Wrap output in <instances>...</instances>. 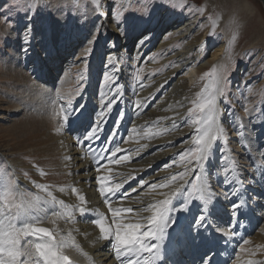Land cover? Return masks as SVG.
Here are the masks:
<instances>
[{"label":"rangeland","instance_id":"obj_1","mask_svg":"<svg viewBox=\"0 0 264 264\" xmlns=\"http://www.w3.org/2000/svg\"><path fill=\"white\" fill-rule=\"evenodd\" d=\"M244 1L254 5L253 15H246L239 10L238 5ZM134 2L100 0L101 7H107L109 19L112 14L117 13L126 22L127 43L124 46L122 41L117 51L127 68L131 65L133 44L143 36L156 15L167 9L170 10V15H167L172 21L199 17L197 27H201L198 32L203 35L207 32L208 37L205 59H211L213 52L222 44L227 57L223 68L227 77L226 95L219 99L220 106L222 105L219 120L226 130V139L213 145L207 157V168L201 170V173H190L182 194L174 197L171 205L173 211L170 213L174 223L166 233L171 255L165 257L163 264H243L249 260L252 264H264V0ZM31 5L33 0H0V136L2 135L1 141L3 140L0 145L11 139L10 126L21 119L25 111L30 114L33 111L25 104H22V113L16 117H8L9 111H6L11 109L9 104L12 100L16 102L15 98L17 101L22 99V96L17 95L18 90L16 93L9 92L10 100L4 96L7 93L4 81L9 82V78L5 76L7 60L15 51L19 52L21 49L19 53L27 56V63L26 60L23 62L24 69L20 67L18 71L26 76V81L32 80L35 83L36 88L33 89L47 93L50 98L46 102L50 106L56 105L61 110L63 105L66 111L75 110L70 119L79 116L76 121L81 123L82 120L86 122L83 119L85 112L80 115L77 105L86 109L92 101L90 95L98 87L108 46L113 39L110 27L101 22L100 9L97 11L91 0H42L37 7H30ZM209 17L212 20L219 18L214 33ZM54 22L59 26L56 36L52 32L45 36V40L39 39L45 23L51 29ZM156 25L159 26V23ZM234 31H238V37L230 47ZM165 34L160 29L152 36V43L159 45ZM26 37L29 43L27 52L24 51ZM125 49L128 51L124 52ZM158 53L157 50L149 52L137 63L133 74L134 84L141 75L147 77L152 72L156 75L164 73L162 66L158 68V65L153 67L150 64L151 59L158 60ZM205 66L206 72L213 68L210 64ZM117 82L114 85L116 91L121 87ZM28 83L30 84L29 81ZM21 85L17 83L16 86ZM69 99L72 101L71 105L68 103ZM2 114L5 116H1ZM187 115L188 111L185 117ZM16 118L17 121H13ZM90 123L93 126L92 120ZM38 145L39 149L41 146L45 149L47 144L38 142ZM23 150L27 151L21 156L26 163L25 168L41 165L42 169L51 173L48 175L50 179L56 167L44 150H38L35 155L29 153L26 147ZM180 152L182 150L178 154ZM1 153L0 172L7 170L16 179ZM4 154L7 155V152ZM19 171L23 175L22 170ZM197 174L206 178L209 185L206 195L212 196L206 213L202 212L204 204L196 199L198 193L191 187L192 184L199 183L194 179ZM55 178L54 175L53 179ZM159 179L157 176L150 182ZM189 192H193L192 197L188 196ZM184 201L188 202L187 210L184 208ZM233 201L244 204V208L235 216L231 215ZM201 215L206 216L204 222L199 220ZM225 231L228 235L224 234ZM77 253L76 256L79 255ZM74 261L86 263L80 255Z\"/></svg>","mask_w":264,"mask_h":264},{"label":"bare ground","instance_id":"obj_2","mask_svg":"<svg viewBox=\"0 0 264 264\" xmlns=\"http://www.w3.org/2000/svg\"><path fill=\"white\" fill-rule=\"evenodd\" d=\"M129 1L135 3L134 1L136 0ZM41 2L42 0H38L37 4ZM101 6L100 12L104 13L102 15L103 21L101 22L106 23L110 27L113 39L108 46V55L100 72L98 87H95L94 93L90 95L92 101L90 100L91 102L86 108L85 117L83 118L86 122L82 120L83 126L82 123L76 121V117L70 119L68 123H64L59 118L63 114L57 115V113H60V108L56 105L54 107L50 106L46 102L50 96L47 97L48 94L41 90H34L33 88L36 87L32 80H28L30 84L26 81V76L18 71L20 67L24 69L23 62L26 60L27 63L28 60L27 56L20 54L21 49L20 53L15 51L8 58L5 76L9 78V82L4 81L7 84L5 86L7 93L4 96L8 100H10V91L16 93L18 90L17 95L22 96L19 101L16 98V102L12 100L9 104L8 101L9 106H11V109L6 110L9 111V113L7 112L8 117H16L22 113V104L33 110L31 114L25 111L22 114V118L18 121L17 118L12 119L17 122L10 126L11 139L5 141L7 142L6 144L2 143L0 145V148L7 152L6 155L0 149V153L2 152L1 154L13 170L19 186L22 189L36 192L38 190L34 188L31 181L51 185L54 187V194L59 199H63L66 203L72 205L79 204V201L77 195L70 191L71 187L74 186L86 197L87 204L84 207L90 214L81 216L77 213L75 223L57 218L55 225L49 222L42 225L50 229H59L60 235L66 236L69 231H72L76 242L79 243L83 252L88 253V256L91 257V260H89L88 256L83 255L75 247H67L64 249V254L70 257L73 264H80L74 261V258L78 259L79 255L86 260L87 264H120V261L115 259L111 242L99 239V228L91 223V220L99 215L106 217V225L112 223L111 213L104 203V197L98 191V176L110 177V181L106 182V184H115L122 181L125 177L128 178V182L123 185L120 191L115 196L109 197L113 208L141 209L149 203L163 199L164 197L156 195L155 192L149 195V185L167 182L171 175L184 171V162L180 161L178 152L189 147V143L185 142L188 141L193 131L190 122L188 126H185L184 122L185 113L192 107L190 100L195 99L196 94L200 92L199 88H202L207 82V80L202 79L204 73H206L205 65L216 66L217 72L223 73L225 61L227 60L224 44L213 52V60L212 58L205 59L204 52L207 50L208 37L207 32H204V35L198 32L201 27V25L197 27L199 17L181 18L172 21L168 16L170 15V10L167 9L164 13L156 15L154 21L146 27L147 29L143 32V36L140 37L136 44H133L134 50L131 54V65L127 68L126 63L121 58V54L117 51L118 45L122 41L124 46L127 43L126 22L121 20L117 13L112 14L109 19L107 7L102 8L103 6ZM253 6L251 2L244 1L238 5V8L246 15H253L255 12ZM158 23L159 26L156 25ZM58 27L57 23L54 22L53 27L50 29L45 23V26L40 31L39 39L45 40V36L52 34V32L55 34ZM160 29H163L164 33H166L165 37L159 45H154L151 41L152 36H155ZM28 45L29 43L25 44L24 48L27 49ZM156 50L159 52L158 55L160 57L156 61L151 59L150 64L153 67L158 65V68L162 66V70L165 69L164 73L156 75L152 72L147 77L141 75L137 83L134 84L133 74L137 63L147 53ZM127 51L128 49L124 50V52ZM21 63L22 66L20 65ZM105 77H108V79H105ZM116 81L121 84L118 91L114 87ZM17 83L19 85L24 84L17 87ZM117 92L119 93L118 95ZM113 97H115V102L112 104L111 110H109L106 104ZM177 102L182 104L183 107H180ZM137 105L140 106L138 107ZM218 106L221 111L222 105L220 106V102ZM169 108L171 110L165 111V109ZM101 113H104V115L101 116ZM176 113H179L176 116V123L180 126L178 131L173 129L170 134L152 136L151 138L144 135L149 129H151V133H155L162 132L165 128H170L172 123L170 119H164L157 123L158 118L173 117ZM1 116L5 115L2 114ZM91 120L93 126L90 123ZM61 124H63V127L60 132H57L56 129ZM88 126L98 128L97 137L91 141L84 139ZM133 129L136 131H133ZM130 137L131 139H129ZM12 139L13 141H11ZM38 142L47 144L45 149L42 146L39 149ZM142 145H146V147H141ZM117 146L129 150L131 153L129 161L122 160L119 165H116L109 163V160L105 159V157H111V150ZM24 147L29 153L34 155L38 150H44L48 158L53 161L56 170L50 179L48 175L51 173L42 169L41 165L37 164L36 166L25 168L26 163L21 157L24 153H27L26 150H23ZM138 148L139 152L137 153L136 149ZM126 154L122 151L117 153L116 157H111V159L115 160ZM66 157H71V159L67 160ZM207 160L208 158L203 162L204 168H207ZM167 163L173 166L170 168L166 167ZM97 167H100L99 173L96 170ZM189 167H195V165H190ZM108 168H111L112 172H108ZM38 169L44 170L48 177L41 176ZM19 170H22L23 175ZM25 173H27V176H25ZM54 175L56 176L55 180L53 179ZM157 176L160 178L158 181L150 182ZM201 177L206 179L203 176ZM187 178L188 176L186 180ZM141 181H146L147 183L141 187ZM61 186L69 188V191L60 193L58 188ZM133 189H136V191H133ZM174 189L175 185L172 186L171 190ZM171 190L158 189L157 191L170 194ZM40 194L43 195V193ZM122 194L127 196V198L121 200ZM138 199L142 203L138 202ZM200 203L203 202L200 201ZM140 215L147 216L149 213H141ZM122 219L124 223L138 221L143 223L135 213H125ZM76 229H79V231L77 232ZM149 242L159 245L160 259L156 264H163L165 257L171 255V248L167 245L166 235L162 241L152 240ZM68 251L69 253L67 254L66 252ZM75 253L79 255L76 256ZM145 255L147 256L148 254L146 253ZM249 262L252 261L249 260L246 263L243 262V264H249Z\"/></svg>","mask_w":264,"mask_h":264},{"label":"snow or ice","instance_id":"obj_3","mask_svg":"<svg viewBox=\"0 0 264 264\" xmlns=\"http://www.w3.org/2000/svg\"><path fill=\"white\" fill-rule=\"evenodd\" d=\"M91 2L96 6L97 11H99L100 0H91ZM37 3L38 0H33V5L30 7H35ZM198 11L203 12L206 9H198ZM100 14L104 15L102 12ZM218 19L212 20L209 17V20L212 22L213 33L218 24ZM237 37L238 31H234L230 47ZM25 43H28L27 37ZM24 51L27 52V49L25 48ZM88 51L90 52L91 49H88ZM83 78V75H81V79ZM105 79H108V77H105ZM202 79L207 80V82L200 92L196 94V98L190 100L192 107L187 110L188 115L184 118L185 126H188L190 122L193 130L188 141L185 142L191 146L179 153L180 161L184 162V171L171 175L167 179V182L149 185L148 194L151 195L155 192L156 195L164 197L163 199L149 203L141 209L113 208L109 197L115 196L123 185L128 182V178L125 177L122 181L115 184H106V182L110 181V177L108 176H98L97 178L98 191L104 197V203L111 213L112 223L106 225V217L103 215H99L97 218L91 220V223L99 228V239L111 242L115 259L120 261V264H156L160 259L159 245L157 243H150L149 241H162L168 227L174 223L170 215L173 211L171 207L173 197L182 194L184 185L188 182L186 181V177L190 172L198 173L203 170V162L208 157L213 145L221 139H226V130L219 120L221 113L218 106L219 99L226 95V74L218 73L216 66H213L210 72L204 73ZM77 94H79V89H77ZM114 102L115 97L108 101L106 107L111 110ZM68 103L71 105V99H69ZM177 104L183 107L179 102ZM137 106L139 107L140 105ZM77 108L80 109V115H83L86 111V109L81 108L79 105H77ZM169 110L171 108L165 109V111ZM74 111H66L65 107L61 105L60 113H57V115L63 113L62 120L64 123H68ZM100 115L103 116L104 113ZM178 115L179 113H176L173 117L158 118L157 123L164 119H170L172 121L171 127L163 129L162 132L155 133H151V129H149L144 135L151 138L152 136L170 134L173 129L178 131L180 127L176 123V116ZM76 119L79 120V116ZM81 123L83 126V122ZM62 127L63 124L56 131L60 132ZM133 131L136 130L133 129ZM97 132V127L88 126L84 139L91 141L97 137ZM136 142L138 143V141ZM141 147H146V145H142ZM122 151L127 154L115 160L111 159V157H116L117 153ZM136 152H139V148L136 149ZM111 157H105V159L109 160V163L119 165L122 160L129 161L131 153L129 150L117 146L111 150ZM66 159L70 160L71 157H66ZM190 165H195V167H189ZM172 166V164L166 165L169 168ZM96 170L99 173L100 167H97ZM38 171L41 176L46 175L44 170L38 169ZM107 171L112 172V169L108 168ZM25 176H27V173H25ZM194 179L200 181V183L192 184L191 187L195 193H198L196 199L203 202L205 207L202 209V212L206 213L212 201V196L206 195L209 185L206 179H202L199 174L195 175ZM31 183L38 191L33 192L22 189L10 172L7 170L0 172V264H73L70 257L64 254V249L67 247H75L83 255L88 256V253L83 252L79 243L76 242L72 231H69L65 236L60 235L59 229H50L42 226L46 222L55 225L57 218L75 223L77 213L81 216L90 214L86 207H84L87 204L85 195L80 193L74 186L71 187L70 191L77 195L79 201V204L72 205L66 203L63 199H59L54 194L53 186L35 181H31ZM145 183L147 182L141 181V187ZM173 185H175V189L171 190ZM158 189H170L171 192L168 194L163 191H157ZM58 191L66 193L69 191V188L61 186L58 188ZM133 191H136V189H133ZM40 193H43V195ZM188 196L192 197L193 192H189ZM126 198L127 196L124 194L121 195V200ZM138 202L142 203L139 199ZM187 207L188 202L184 201L185 210H187ZM243 208V203L233 201L231 215L235 216ZM125 213L137 214L139 220H142L143 223L139 221L124 223L122 217ZM141 213H149V215L143 216L140 215ZM205 219V215L199 217L200 222H204ZM76 231L78 232L79 229H76ZM224 234L228 235L226 231ZM245 243H248V241H245ZM146 253L148 254L147 256L145 255ZM88 258L91 260L90 256ZM249 264H252V262H249Z\"/></svg>","mask_w":264,"mask_h":264},{"label":"water","instance_id":"obj_4","mask_svg":"<svg viewBox=\"0 0 264 264\" xmlns=\"http://www.w3.org/2000/svg\"><path fill=\"white\" fill-rule=\"evenodd\" d=\"M45 227V226H44Z\"/></svg>","mask_w":264,"mask_h":264}]
</instances>
